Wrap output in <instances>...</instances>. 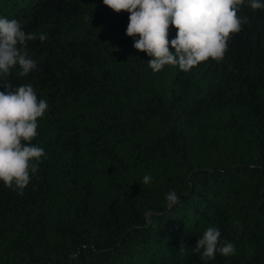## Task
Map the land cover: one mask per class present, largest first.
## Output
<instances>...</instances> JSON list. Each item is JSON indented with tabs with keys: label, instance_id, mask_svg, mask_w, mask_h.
Here are the masks:
<instances>
[{
	"label": "trees",
	"instance_id": "16d2710c",
	"mask_svg": "<svg viewBox=\"0 0 264 264\" xmlns=\"http://www.w3.org/2000/svg\"><path fill=\"white\" fill-rule=\"evenodd\" d=\"M238 15L222 60L157 72L103 0H0L37 37L36 69L0 91L31 84L49 106L23 194L0 181V264H264V10ZM213 226L234 255L194 250Z\"/></svg>",
	"mask_w": 264,
	"mask_h": 264
},
{
	"label": "clouds",
	"instance_id": "9594fccd",
	"mask_svg": "<svg viewBox=\"0 0 264 264\" xmlns=\"http://www.w3.org/2000/svg\"><path fill=\"white\" fill-rule=\"evenodd\" d=\"M103 4L116 13H129L126 35L133 38L135 49L152 57L148 65L157 72L166 65L189 71L209 58L222 60L231 35L249 22L247 16L238 15L245 0H103ZM248 5L252 10H264L262 0H248ZM170 25L178 30L171 41ZM36 38L22 30L19 21L0 17V77L9 75L17 65L20 76L36 69V61L26 50L28 42ZM46 39V34H39L41 42ZM5 88L0 91V181L22 195L45 156L44 149L32 141L38 135V118L49 106L46 100H38L31 84ZM152 179L145 175L142 182L149 184ZM179 199L175 191L169 192L166 207L171 209ZM220 238L217 227H208L194 250H203L204 260H213L217 252L225 257L234 255V244L222 243Z\"/></svg>",
	"mask_w": 264,
	"mask_h": 264
}]
</instances>
